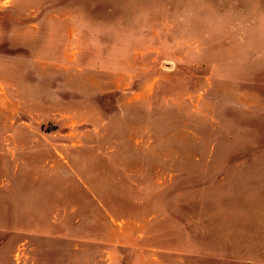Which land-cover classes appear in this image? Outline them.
<instances>
[{
    "label": "rangeland",
    "instance_id": "obj_1",
    "mask_svg": "<svg viewBox=\"0 0 264 264\" xmlns=\"http://www.w3.org/2000/svg\"><path fill=\"white\" fill-rule=\"evenodd\" d=\"M0 264H264V0H0Z\"/></svg>",
    "mask_w": 264,
    "mask_h": 264
}]
</instances>
